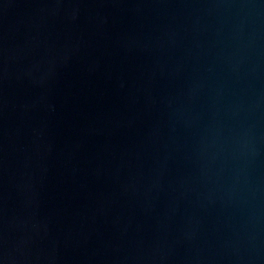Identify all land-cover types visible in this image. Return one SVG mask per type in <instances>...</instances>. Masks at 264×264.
<instances>
[{
    "label": "water",
    "instance_id": "water-1",
    "mask_svg": "<svg viewBox=\"0 0 264 264\" xmlns=\"http://www.w3.org/2000/svg\"><path fill=\"white\" fill-rule=\"evenodd\" d=\"M0 264H264V0H0Z\"/></svg>",
    "mask_w": 264,
    "mask_h": 264
}]
</instances>
